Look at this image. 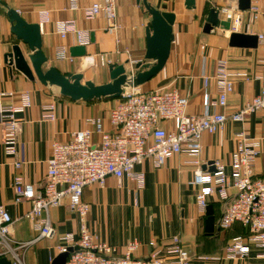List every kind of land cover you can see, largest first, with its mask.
<instances>
[{"label":"crops","instance_id":"0c3cea01","mask_svg":"<svg viewBox=\"0 0 264 264\" xmlns=\"http://www.w3.org/2000/svg\"><path fill=\"white\" fill-rule=\"evenodd\" d=\"M1 1L16 9L31 23L39 21L38 11H48L49 21L40 26L42 50L47 57L44 68L54 66L62 74L82 73L83 80L101 84L110 78L108 65L102 64L100 57L111 64H124L129 72L135 71V63L147 61L144 58L145 30L150 16L142 7L141 0L139 3L136 0H115L116 19L120 25L116 31L107 29L102 15L89 20L83 17L81 8L100 0H78L77 10L68 9L69 0ZM147 1L160 11L174 14L173 40L163 68L138 86L141 90L176 87L188 99L187 113L200 114L204 99L203 77L209 78L207 89L214 98L216 86L213 75L219 60L226 61L229 71L242 73L234 75L233 89L220 111L230 114L239 110L264 88V0H250V8L240 10L242 19L238 32L257 37L258 34L263 35L255 48L230 46V31L219 27L209 33L203 32L210 8L219 9L220 18L225 19L222 9L237 8V0H193V5L189 7L185 5V0ZM251 7L259 11L256 17ZM67 18L75 20L77 29L93 33V40L82 45L86 48L85 56L73 57L72 61L56 60L54 49L57 44L63 43L68 49L78 45L73 34L62 39L55 32V22ZM15 42L6 8L0 5V90H26L32 99L31 106L17 114L20 121L17 144V160L21 162L19 168L14 167V158L4 154L0 140V205L7 209L12 219H17L10 226V237L16 242H26L33 240L38 231L32 228L29 220L23 218L30 203L13 202L14 175L20 174L24 182L41 188L52 142L67 141L72 132L88 127L86 119L90 117L101 118L103 128L112 130L108 112L118 98L74 101L60 95L56 86L43 85L38 80L30 81L22 73L11 70L4 61V54L10 51ZM5 102L10 100L5 99ZM48 102H54L55 105L53 121L41 118L42 105ZM241 130L260 139L261 148L255 160L254 172L264 177V109L246 115L241 122L227 121L220 131L204 133L199 155L201 167L211 170L213 164L210 162L217 160L226 165L229 173L230 154L235 147L234 133ZM98 142L99 136L92 134L91 143ZM186 158L182 154L174 155L158 168L153 167L148 160L136 164L134 169L145 175L142 188H137L135 181L128 177H108L103 186H86L82 199L89 204L88 220L86 217L88 230L99 240L114 245L118 252L123 251L127 241H138L139 246L133 253L136 258H148L151 251L149 241L167 248L171 245L172 237L177 235L189 250L193 264H264V258L257 256L259 249L252 243H248V253L244 257H223L232 237L246 235V229L237 222L226 229L218 227L217 220L223 204L215 196L209 197L208 205L212 208L214 221L207 227V216L199 213L195 203L198 186L191 184L195 165L186 163ZM49 216L56 236L52 239L40 238L26 247L18 248L16 251L22 264H52L59 254L57 246L63 243L59 237L68 232L78 233L80 224L77 214L69 209L66 198L59 206L49 208ZM200 254L207 255L208 259H197L196 255ZM3 257L12 263L9 255Z\"/></svg>","mask_w":264,"mask_h":264},{"label":"built area","instance_id":"2783aa9c","mask_svg":"<svg viewBox=\"0 0 264 264\" xmlns=\"http://www.w3.org/2000/svg\"><path fill=\"white\" fill-rule=\"evenodd\" d=\"M78 0H69L68 9L77 10ZM254 16L259 14L255 7ZM85 19L102 15L109 31H116L120 25L116 19L115 0L93 1L81 8ZM225 19H229V31H238L241 11L236 7L223 8ZM38 23L49 21L48 11H38ZM55 32L64 39L73 34L78 45L90 43L87 30L77 29L74 19L57 20ZM262 40L263 35L258 34ZM56 60H70L73 57L68 46L60 43L55 46ZM102 64L110 61L100 57ZM134 72H131L133 74ZM242 73L228 70L225 60L216 63L213 79L216 95L212 98L208 92L209 78L203 77V106L200 114L186 111L188 99L176 87H160L141 90L138 86L127 84L123 87L116 104L108 112V121L112 130L103 128L99 117L86 119L88 127L74 131L65 142L53 141L51 154L46 161V173L41 188L23 181L20 174L13 177L14 203L27 201L29 210L23 215L30 221L38 235L31 241L16 242L10 237V226L17 220L12 219L7 209L0 205V257L9 255L11 264H22L17 249L31 242L56 236L49 208L59 206L67 199L68 207L77 214L79 231L65 233L59 237L63 241L57 246L58 252H68L64 264H193L189 250L174 235L171 245L161 248L154 241L148 258H136L133 253L139 246L136 240L127 241L122 252L114 245L99 240L86 226L89 204L82 199L86 186H103L108 177H128L135 181L137 188L144 186L145 175L134 169L136 164L148 160L155 168L162 166L174 155L182 154L185 162L195 165L191 184L197 185L196 207L204 214L209 197L215 196L223 204L217 225L221 229L231 227L235 222L246 229V235H235L225 248L223 257H244L248 253V243L255 245L258 257L264 258V177L256 175L254 164L260 153V139L245 131L234 133L235 147L230 154L229 168L217 160L213 161L214 170L201 167L199 155L202 150L201 139L204 133H215L223 129L227 121L241 122L245 116L264 109V88L251 97L239 110L227 114L220 111L225 107L228 94L233 89V77ZM5 99L10 102H5ZM14 100V101H13ZM32 104L29 91L19 92L0 90V140L5 155L14 158L15 168L21 162L17 160L18 133L20 121L17 114L23 113ZM41 118L55 119L54 102L42 105ZM97 134L99 142L91 143V135ZM232 191L230 192L229 190ZM72 250L69 251L68 249ZM199 260H207L204 254L196 255Z\"/></svg>","mask_w":264,"mask_h":264},{"label":"water","instance_id":"95a60500","mask_svg":"<svg viewBox=\"0 0 264 264\" xmlns=\"http://www.w3.org/2000/svg\"><path fill=\"white\" fill-rule=\"evenodd\" d=\"M137 3L140 0H136ZM142 7L150 16V22L146 27V50L144 58L146 62L134 64V73L131 74L124 64L108 65L110 80L105 83L95 84L91 80H83L82 73L62 74L54 66L44 68L47 57L42 50V37L39 23L27 22L16 9L8 7L0 0V5L6 8V15L10 22V32L15 36L16 42L11 45L10 51L4 54V61L11 70L22 73L30 81L38 80L43 85L56 86L62 96L71 100L91 101L101 98H118L123 87L127 84L133 87L140 86L154 77L166 63L171 42L173 40L172 24L174 14L160 11L152 7L147 0H141ZM193 0H185V5H193ZM237 8L241 11L250 8V0H237ZM220 10L210 8L203 24V32L209 33L213 28H222L229 31V19L220 18ZM93 40V33L90 34ZM258 37L254 34H244L238 31H230L229 45L237 47H257ZM72 57L86 55V48L82 45L70 46L68 49ZM153 63H150V61ZM213 164V161L210 162ZM211 170H214L213 165ZM206 224L210 227L214 221L211 206L206 207ZM69 251L72 249L69 248ZM68 252L59 253L52 264H64ZM0 264H11L10 260L0 257Z\"/></svg>","mask_w":264,"mask_h":264},{"label":"rangeland","instance_id":"374dc122","mask_svg":"<svg viewBox=\"0 0 264 264\" xmlns=\"http://www.w3.org/2000/svg\"><path fill=\"white\" fill-rule=\"evenodd\" d=\"M89 213L87 214V220H88Z\"/></svg>","mask_w":264,"mask_h":264}]
</instances>
